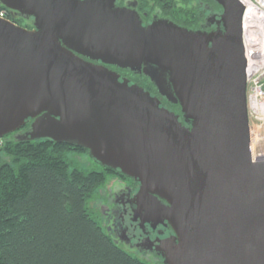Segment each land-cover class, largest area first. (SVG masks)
Listing matches in <instances>:
<instances>
[{
  "label": "water",
  "instance_id": "1",
  "mask_svg": "<svg viewBox=\"0 0 264 264\" xmlns=\"http://www.w3.org/2000/svg\"><path fill=\"white\" fill-rule=\"evenodd\" d=\"M215 1L222 28L204 32L164 17L144 26L115 0H0L32 25L0 17V138L31 120L18 139L84 147L137 180L135 212L174 231L157 246L162 264H264L243 5ZM103 64L142 72L182 121Z\"/></svg>",
  "mask_w": 264,
  "mask_h": 264
},
{
  "label": "trees",
  "instance_id": "2",
  "mask_svg": "<svg viewBox=\"0 0 264 264\" xmlns=\"http://www.w3.org/2000/svg\"><path fill=\"white\" fill-rule=\"evenodd\" d=\"M137 1L162 16L193 15L185 2ZM1 10L14 23L32 27L0 3ZM134 79L169 103L147 77ZM9 135L0 138V264H150L117 244L87 206L115 173L123 174L119 169L95 159L96 167L80 164L75 155L89 154L81 146Z\"/></svg>",
  "mask_w": 264,
  "mask_h": 264
},
{
  "label": "flooded vegetation",
  "instance_id": "3",
  "mask_svg": "<svg viewBox=\"0 0 264 264\" xmlns=\"http://www.w3.org/2000/svg\"><path fill=\"white\" fill-rule=\"evenodd\" d=\"M183 2H185L186 5H189L190 10L193 12V15L188 16L186 19H181L176 16H162L159 11L156 9L154 10V8L151 9L152 11L148 12L142 9L137 0H115V5L134 9L138 13L139 20L144 26L148 25L153 18L164 17L169 18L174 23L191 30L211 32L216 31L218 28H222V25L220 23L218 24V22L219 17L223 12V8L215 0H175L174 4L179 5ZM13 14L15 18L22 17L16 13ZM23 19L29 21V24L31 23L30 19ZM90 61L102 64L99 60ZM103 65L117 71L121 78H127L130 83H136L134 79L135 76L140 79L145 76L142 72H137L129 68H121V70H117L120 68L111 64ZM161 104H163L162 100ZM164 106L179 114V119L182 121V116L179 112L180 107L178 104L168 103ZM30 122L31 120H29V123ZM183 123L185 125H189L187 122ZM28 125L25 128L20 127L14 132H19V136L21 134L23 135V133L28 129ZM110 183L114 184V188L110 193L108 204L105 203L103 206V213L108 222L105 226L107 233L113 237V239L122 243L136 254L153 256L162 261L161 254L157 246L159 245L160 240L173 235L174 231L169 225L164 223H154L153 220L147 221L135 212L137 206L133 197L139 188V182L137 180L129 176H123V174L121 175L115 173L110 179Z\"/></svg>",
  "mask_w": 264,
  "mask_h": 264
},
{
  "label": "built area",
  "instance_id": "4",
  "mask_svg": "<svg viewBox=\"0 0 264 264\" xmlns=\"http://www.w3.org/2000/svg\"><path fill=\"white\" fill-rule=\"evenodd\" d=\"M240 1L243 5L241 30L246 59L247 108L249 113H253L257 118L251 107V96L256 94L258 100L261 103L264 102V0ZM0 17H5V12L2 10ZM252 156L255 159H260L257 157V153L253 155L252 152Z\"/></svg>",
  "mask_w": 264,
  "mask_h": 264
},
{
  "label": "rangeland",
  "instance_id": "5",
  "mask_svg": "<svg viewBox=\"0 0 264 264\" xmlns=\"http://www.w3.org/2000/svg\"><path fill=\"white\" fill-rule=\"evenodd\" d=\"M246 91H247V87H246ZM251 107L254 110L253 112L257 115V118H255L253 113L251 114V112L249 113L248 111L249 121H250L251 150L253 152V155L257 153V157H260L261 159H263L264 157V110L263 111L258 110L257 97H254V96H251ZM9 134H10L9 136H12L16 139L22 136V134L19 136V132H14V131L13 133L10 132ZM254 136L256 137V139L252 140ZM75 158L80 164H83L89 168L96 167L97 165V163L93 160V158L89 154L88 155L86 154L75 155ZM0 160H1V157H0ZM110 179L98 189L97 193L93 195V197H91L87 201V206L93 212V215L97 218L100 225L104 228L106 232L107 230L105 226L107 225L108 222H107V218L105 217L103 213V208H104L103 206L105 205V203L108 204L110 193L114 188V184L110 183ZM113 240L117 244H119L121 247L126 249L128 252H130L131 254L138 256L139 258L149 262L150 264H162V261H160L156 257L143 256V255L136 254L132 250H129L122 243L118 242L115 239Z\"/></svg>",
  "mask_w": 264,
  "mask_h": 264
},
{
  "label": "bare ground",
  "instance_id": "6",
  "mask_svg": "<svg viewBox=\"0 0 264 264\" xmlns=\"http://www.w3.org/2000/svg\"><path fill=\"white\" fill-rule=\"evenodd\" d=\"M242 17V16H241ZM242 23V22H241ZM252 96H254V95H252ZM254 97H257V95L255 94V96ZM257 103H258V105H260V106H258V110L259 111H263L264 110V102L263 103H261L259 100H258V97H257ZM258 114V113H257ZM255 135V134H254ZM256 139V137L254 136L253 137V139L252 140H255ZM264 158V157H263Z\"/></svg>",
  "mask_w": 264,
  "mask_h": 264
}]
</instances>
